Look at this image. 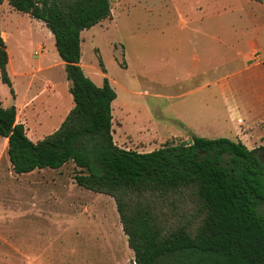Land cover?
Masks as SVG:
<instances>
[{
  "label": "rangeland",
  "instance_id": "rangeland-1",
  "mask_svg": "<svg viewBox=\"0 0 264 264\" xmlns=\"http://www.w3.org/2000/svg\"><path fill=\"white\" fill-rule=\"evenodd\" d=\"M206 2L112 0V16L82 32L86 76L98 86L108 78L117 93L118 146L149 152L189 143L194 134L236 140L238 128L249 130L245 122L264 118V0ZM0 25L16 80L13 97L0 72V99L17 107V122L32 139L40 130L49 135L72 108L55 37L8 0L0 4ZM190 69L200 76L186 78ZM220 75L232 86L238 124L214 84ZM257 125L264 132V119ZM4 141L0 136V264H135L112 197L79 186L73 162L37 172L42 182L30 187L13 173ZM157 204L172 226L198 206L192 200Z\"/></svg>",
  "mask_w": 264,
  "mask_h": 264
},
{
  "label": "trees",
  "instance_id": "trees-1",
  "mask_svg": "<svg viewBox=\"0 0 264 264\" xmlns=\"http://www.w3.org/2000/svg\"><path fill=\"white\" fill-rule=\"evenodd\" d=\"M8 1L54 35L74 101L60 127L33 142L17 122V108L0 99V136L8 139L14 171L75 163L79 186L116 201L135 264H264V147L197 136L146 153L118 146L112 132L117 93L108 78L98 86L81 66L82 32L112 16V0ZM9 55L0 25L1 79L14 95ZM178 200L198 206L172 226L157 201Z\"/></svg>",
  "mask_w": 264,
  "mask_h": 264
},
{
  "label": "crops",
  "instance_id": "crops-1",
  "mask_svg": "<svg viewBox=\"0 0 264 264\" xmlns=\"http://www.w3.org/2000/svg\"><path fill=\"white\" fill-rule=\"evenodd\" d=\"M207 5H211V4H215L216 6H220L222 7L221 5V0H207ZM3 34H5L3 31H2ZM9 53V52H8ZM9 60H10V55H9ZM64 62V61H63ZM64 65H65V62H64ZM82 66V65H81ZM11 67V60H10V63H9V68ZM66 70V69H65ZM205 72V71H203ZM67 73V72H66ZM186 78H188L189 80H191L192 78H196L198 76H200L198 74V72L196 70H189L186 74ZM14 77V76H13ZM68 79V78H67ZM12 80V84H13V90H14V95H12L13 97L15 96V90H16V83L15 81L16 80ZM213 82H209V84H204L205 87L207 86H210L212 85ZM68 84H69V95H70V99H71V107L73 108L74 107V101L73 100V96L70 92V87H71V82L68 80ZM218 87V91L220 93V96L221 98L225 100L226 102V107H227V110L230 114V116L232 117V119L234 121H236V115L239 114V106L236 105V103L232 102L233 100H231V97L233 95V89H232V86L230 83L227 82L226 86H224V79L223 77L220 75L219 76V79L218 80H215V83ZM15 86V87H14ZM58 87V86H57ZM56 86H54V89L56 88L57 92L58 91H61L62 88L61 86L57 88ZM3 103V102H2ZM4 106V105H3ZM15 106V105H13ZM16 107V106H15ZM7 108V107H6ZM17 108V107H16ZM71 108V109H72ZM113 108V107H112ZM71 111V110H70ZM69 114V113H68ZM242 119V118H241ZM263 118V116H257L255 118H252V119H249L248 122H245V125L248 126L247 128H249L248 131L244 130V127L242 125L241 128H238L237 129V137H236V140H233V141H241L242 143H244L249 149H256V148H259V147H264V132L261 130L259 131V129H263L261 128L260 126H258V122L261 121ZM113 120H114V117H113ZM242 121H244L242 119ZM236 123L238 124V122L236 121ZM25 126V125H24ZM26 128V127H25ZM58 129V128H57ZM43 132L44 130H40L38 133H37V137L36 139H32L29 134L27 133V128H26V133H27V136L30 138L31 141L33 142H38L39 140L45 138L46 136L43 135ZM112 132H113V127H112ZM53 133V132H52ZM50 133V134H52ZM49 134V135H50ZM194 136H197L196 134H194ZM197 137H201V136H197ZM4 138V137H3ZM191 138V137H190ZM203 138H207V137H203ZM187 140L189 141V138H187ZM192 141V138L190 139ZM191 141L189 143H191ZM189 143H185V144H189ZM173 145H179V144H173ZM3 148L4 150H6L8 152V139L5 138V141H4V144H3ZM125 149V148H124ZM159 149V148H158ZM127 150H130V149H127ZM147 152V151H146ZM146 152H141V153H146ZM151 152V151H149ZM11 163V162H10ZM12 165V164H11ZM13 167V166H12ZM45 169H36L34 170L33 172H30V173H25V174H17L14 169H13V173L16 174L18 176V178H20L22 181L26 182L30 187H33V186H36V185H40L41 182H42V178L41 177H38L36 178L35 175L37 172L39 173H42ZM45 180V179H44Z\"/></svg>",
  "mask_w": 264,
  "mask_h": 264
},
{
  "label": "bare ground",
  "instance_id": "bare-ground-1",
  "mask_svg": "<svg viewBox=\"0 0 264 264\" xmlns=\"http://www.w3.org/2000/svg\"><path fill=\"white\" fill-rule=\"evenodd\" d=\"M3 37H4L5 40L7 39V35H6V34H3ZM4 139H5V138H4Z\"/></svg>",
  "mask_w": 264,
  "mask_h": 264
},
{
  "label": "built area",
  "instance_id": "built-area-1",
  "mask_svg": "<svg viewBox=\"0 0 264 264\" xmlns=\"http://www.w3.org/2000/svg\"><path fill=\"white\" fill-rule=\"evenodd\" d=\"M241 122V121H240Z\"/></svg>",
  "mask_w": 264,
  "mask_h": 264
}]
</instances>
